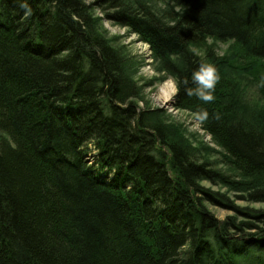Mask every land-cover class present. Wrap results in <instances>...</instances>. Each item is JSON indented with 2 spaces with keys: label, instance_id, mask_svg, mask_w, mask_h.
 <instances>
[{
  "label": "trees",
  "instance_id": "16d2710c",
  "mask_svg": "<svg viewBox=\"0 0 264 264\" xmlns=\"http://www.w3.org/2000/svg\"><path fill=\"white\" fill-rule=\"evenodd\" d=\"M153 1L0 0V264H264V212L202 184L264 202V0ZM93 9L148 45L176 108L208 111L220 150L138 107L143 62ZM207 38L231 48L206 49V104L181 81Z\"/></svg>",
  "mask_w": 264,
  "mask_h": 264
},
{
  "label": "rangeland",
  "instance_id": "374dc122",
  "mask_svg": "<svg viewBox=\"0 0 264 264\" xmlns=\"http://www.w3.org/2000/svg\"><path fill=\"white\" fill-rule=\"evenodd\" d=\"M92 1L93 0H85L86 3H91ZM153 2L156 3L160 10L166 8L173 9L174 11L180 10L179 7L171 6V4L165 3L161 0H154ZM93 13L94 15L102 18V23L108 32V37H118L113 41V44L125 46L128 56L135 58L137 62H143V65L136 73L138 77L134 78V80L137 81V84L141 87L140 95L142 99L137 101L138 107L145 108L149 106L148 108L150 109L158 108L164 110V117L167 118V121L173 123L174 126H177L182 134L189 140H191L193 144H197L198 141H200V144L203 143L205 145L211 146L212 148H215L216 150H220V148L212 142L210 135L203 130L201 122L195 114L188 110H181L175 107L174 93L176 92V86L174 79L159 68V62L153 60V58L151 57V52L148 45L139 40L138 36L135 33L129 32L126 27L114 24L112 21L105 19L103 17V13L98 9H93ZM205 40L206 41L203 45L191 48L193 53L204 60V62L208 63L205 59V52L206 49L210 46L213 47V51L216 56H225L229 54L231 42H214L210 38H207ZM211 43L212 45H210ZM168 80L172 81V83L174 84L175 91L171 96L172 102L166 103L159 99V91L161 86ZM250 88L251 89L248 93L249 97L252 94L256 95L255 88H253V86H251ZM144 101H147L149 105L147 106ZM93 143L94 142L91 141L88 145L89 147H91L92 153L96 152ZM210 159L213 161H219L221 159V156L220 154L215 153L210 155ZM219 168L224 170L223 165H219ZM225 170L228 172L226 168ZM202 184L205 187L211 188V190L213 191L219 190L220 192L226 193V195L229 197V200L233 203L234 206H237V208L248 207L264 212V202H248L240 199L239 195H235L233 192L228 191L224 186L213 185L212 183L207 181L202 182ZM208 207L218 219H224L226 216L233 214L238 216L237 218H243L241 214H238L237 211L229 207L227 208L213 204H209Z\"/></svg>",
  "mask_w": 264,
  "mask_h": 264
},
{
  "label": "clouds",
  "instance_id": "9594fccd",
  "mask_svg": "<svg viewBox=\"0 0 264 264\" xmlns=\"http://www.w3.org/2000/svg\"><path fill=\"white\" fill-rule=\"evenodd\" d=\"M220 76L218 69L213 64L201 63L198 68L192 72L191 80L185 79L181 81L184 87L185 94L188 96H195L197 99L204 103H211L214 101V91L216 84L219 82ZM179 85L176 88L174 95L179 94ZM169 102H172V98H169ZM208 111L201 109L197 113L198 119L203 122L208 118ZM219 118L218 116L216 117Z\"/></svg>",
  "mask_w": 264,
  "mask_h": 264
},
{
  "label": "bare ground",
  "instance_id": "6f19581e",
  "mask_svg": "<svg viewBox=\"0 0 264 264\" xmlns=\"http://www.w3.org/2000/svg\"><path fill=\"white\" fill-rule=\"evenodd\" d=\"M175 91V86L172 83V81L168 80L166 83H164L159 91V99L163 102H169V98L172 96V94Z\"/></svg>",
  "mask_w": 264,
  "mask_h": 264
}]
</instances>
